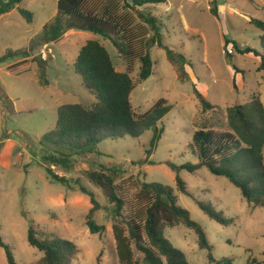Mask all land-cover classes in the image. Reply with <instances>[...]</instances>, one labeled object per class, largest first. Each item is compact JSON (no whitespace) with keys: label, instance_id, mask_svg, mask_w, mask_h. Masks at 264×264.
Wrapping results in <instances>:
<instances>
[{"label":"rangeland","instance_id":"1","mask_svg":"<svg viewBox=\"0 0 264 264\" xmlns=\"http://www.w3.org/2000/svg\"><path fill=\"white\" fill-rule=\"evenodd\" d=\"M58 2L24 0L11 13L0 17V57L10 50L19 51L20 56L10 58L9 62L36 56L35 62H29L30 68L24 71L22 77L13 81L29 85L20 94L22 101L10 100L8 113L0 121V236L3 243L12 249L16 263L41 264L43 253L28 241L29 230L33 226L49 237L73 242L79 252L72 264H120L112 230L113 206L102 190L86 178L87 172H100L105 167H121L128 172L124 180L117 181L125 189L124 197L128 202L135 200L142 183H160L173 188L178 205L205 230L217 261L227 258L233 264H248L255 259L257 263H262L264 209L249 204L228 179L213 175L207 168L191 174L181 167L197 163L189 150L197 130L229 132L230 108L245 106L253 98L260 99L264 105L261 59L236 53L232 43L226 47V41H231L242 50L251 48L264 54L260 40L263 33L251 23L254 19L264 22V0H166L156 5L152 14L161 20L164 43L186 57L188 77L186 82L180 80L164 50L156 46L150 49L153 75L137 85L131 102L138 115L148 112L160 99L167 100L171 107L169 114L158 125L163 133L156 147L148 155L153 131H147L140 139L126 136L119 140H106L99 145L102 156L75 158L70 174L46 166L42 161L41 139L55 129L57 122H54V114L43 110L33 111L31 115L14 114L13 109L33 107L35 102L44 104L49 98L56 99L61 106L82 104L90 107L95 99L74 68L80 50L90 39L88 35L106 48L117 69L125 71L126 65L110 41L80 31H70L58 43L48 45L51 53L47 60H43L39 53L43 46L34 45L36 48L33 49L31 41L56 16ZM127 2L87 1L88 8L99 15L110 17L137 35L152 37L148 27L139 19L140 13L149 12L147 7L132 10L126 6ZM19 9L32 13L31 24ZM51 56L53 60L50 62ZM38 60L48 66L45 80L52 82L53 86L57 85V89L46 88L45 80L40 77ZM140 70L141 63L137 61L131 76L136 84ZM9 81L12 79L3 73L0 83ZM43 90L45 96L41 94ZM196 91L216 108L203 112ZM47 168L57 175L75 180L94 193L102 206L95 220L105 227L104 234H91L87 227L86 217L92 208L90 197L83 194L77 185L70 188L54 181ZM177 175L186 182L191 197L177 191ZM130 177L133 181L128 180ZM197 201L212 204L234 223L225 227L211 220L199 208ZM129 211L128 205L125 212ZM165 237L187 256L190 264H210L208 252L199 248L198 237L192 229L180 224L167 228ZM135 258L142 262L143 256L135 251ZM0 264H8L3 247H0Z\"/></svg>","mask_w":264,"mask_h":264},{"label":"trees","instance_id":"2","mask_svg":"<svg viewBox=\"0 0 264 264\" xmlns=\"http://www.w3.org/2000/svg\"><path fill=\"white\" fill-rule=\"evenodd\" d=\"M23 1L0 0V17L11 13ZM87 1L59 0L56 16L43 27L39 37L31 45L34 49L35 46L56 44L70 31L87 32L110 41L127 67L125 73L118 72L108 51L98 41L90 40L80 50L74 63L75 72L82 78L84 87L95 97L96 103L92 107L81 104L61 106L58 109L55 129L41 139L43 163L61 169L65 174L72 173L75 158L85 155L102 156L99 145L106 140H119L126 136L140 139L147 131H153L151 150L148 152V155H151L163 133L158 125L171 111L165 99H160L142 115L135 113L132 106L131 96L137 85L146 82L153 75L154 63L149 52L151 48L156 46L164 50L168 61L176 68L180 80L188 81L185 71L186 57L164 43L161 20L151 11L139 14V19L152 33V37L146 38L147 34L137 35L133 30L123 28L119 22L112 21L110 17L99 16L96 11L87 7ZM126 2L128 8L139 10L163 4L166 0ZM19 12L29 24L32 23V13L22 9H19ZM251 23L263 33L260 40L264 52V22L254 19ZM231 43L236 53L260 58L261 69L264 70V54L251 48L242 50L238 44L231 41H226V47ZM17 56H20L19 51H7L0 57V64ZM137 61L141 63V70L136 84L131 76ZM39 63L40 77L44 81L47 65L43 61ZM196 93L203 112L216 108L199 92ZM0 102L7 111L11 102L2 91ZM228 124L231 129L229 132L197 130L189 145L197 163H188L181 169L195 174L202 168H207L213 175L228 179L240 190L242 197L249 204L264 209L263 103L260 99L253 98L245 106L230 108ZM47 172L54 181L70 188L77 185L83 194L90 197L92 208L86 217L87 227L91 234H104L105 227L98 225L95 220L102 206L94 193L75 180L55 174L50 168H47ZM127 174L121 167H105L100 172L86 173L87 180L101 189L113 206L112 230L120 264H190L187 256L165 237L167 228L180 224L196 233L199 248L208 252L210 264H233V261L227 258L221 261L214 258V247L209 242L205 230L192 220L187 210L178 205L173 188L160 183H142L135 200L128 202L124 197L125 189L117 184V181L124 180ZM128 180L133 181L131 177ZM176 182L177 191L191 197L187 184L180 175H177ZM197 204L218 224L228 227L234 223L233 219L225 217L212 204L201 201H197ZM128 205L130 211L126 213ZM28 241L32 247L43 253L41 264H72L79 252L73 242L49 237L33 226L29 230ZM0 247L6 251L8 264H17L12 249L3 243L1 236ZM135 251L143 256L142 262L135 258ZM248 264H264V261L257 263L253 259Z\"/></svg>","mask_w":264,"mask_h":264},{"label":"crops","instance_id":"3","mask_svg":"<svg viewBox=\"0 0 264 264\" xmlns=\"http://www.w3.org/2000/svg\"><path fill=\"white\" fill-rule=\"evenodd\" d=\"M155 6L156 5L147 6L148 11H151L153 13V10L155 9ZM87 7H88V4H87ZM96 13H98V12H96ZM99 16H101V15H99ZM71 33H73V32H71ZM68 34H69V32L65 36H67ZM38 37H36L35 39H32L31 42L35 41ZM88 37L90 39H88L84 43V45L90 40L97 41L96 39H92V38H94L92 35L91 36L88 35ZM51 45H54V44H51ZM39 53H40V51H39ZM35 57H36L35 55H30L29 57L24 58V59L20 58V59H18L16 61H12V62H9L7 60L6 62L0 64V78H2V74L5 73L7 75V78H11L12 79V81H9L8 83H0V91H2L6 95V97L9 100H11V102H17V101L21 102L22 101L21 97H20L21 96L20 94L23 92V90H25L27 87H29V85L24 83V82L23 83H21V82L15 83L13 81H15L14 80L15 78L18 79V78L22 77V74L24 73V71H26V70H28L30 68L29 62L30 61L35 62V60H34ZM52 60H53V57L51 56L50 62ZM114 66H115V64H114ZM126 69H127V67H126ZM116 70L118 72H120V73L126 72V70L125 71H120L117 68H116ZM45 84H46V88H51V87H53V89H57L58 88L57 85L53 86L52 82L46 81ZM41 87L42 86H40L39 89H41ZM41 94L45 96L46 95L45 90H43L41 92ZM92 97H94V96L92 95ZM94 99H95V97H94ZM95 103H96V99L92 100V105L90 107H92ZM60 107H61V105L56 99L49 98L48 100H46V102L44 104L43 103H39V102H35V105L33 107L25 108L23 110H17V109L14 108L13 109V113L14 114L28 113L29 115H31V113L33 111L43 110L47 114L48 113H53L54 116H55L54 122H55V120L57 122V120H58V109ZM6 113H8V112L3 108V105L0 102V121L6 117V115H7ZM56 125H57V123H56Z\"/></svg>","mask_w":264,"mask_h":264},{"label":"built area","instance_id":"4","mask_svg":"<svg viewBox=\"0 0 264 264\" xmlns=\"http://www.w3.org/2000/svg\"><path fill=\"white\" fill-rule=\"evenodd\" d=\"M51 51L49 50V47L48 45H44L40 51V57L43 59V60H47L48 59V54H50Z\"/></svg>","mask_w":264,"mask_h":264}]
</instances>
